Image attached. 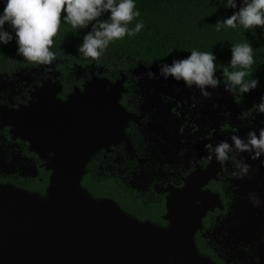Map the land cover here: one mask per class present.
<instances>
[{"label":"flooded vegetation","instance_id":"flooded-vegetation-1","mask_svg":"<svg viewBox=\"0 0 264 264\" xmlns=\"http://www.w3.org/2000/svg\"><path fill=\"white\" fill-rule=\"evenodd\" d=\"M149 70L158 74L157 67L146 65L105 74L104 67H69L56 59L0 75V183L45 195L52 173L48 159L2 121L6 110L29 104L47 82H59L57 98L66 100L95 74L121 81L120 103L129 117L125 135L89 159L82 179L86 190L160 226L168 224L171 199L205 193L211 207L195 233L199 252L212 264H264V206L254 207L249 199L255 194L264 202V156L243 152L221 164L208 160L205 149L222 140L231 143L234 134H258L264 114L241 103L239 94L227 93L222 81L206 98L183 82L150 79ZM241 161L250 165L243 179L231 174Z\"/></svg>","mask_w":264,"mask_h":264},{"label":"water","instance_id":"water-1","mask_svg":"<svg viewBox=\"0 0 264 264\" xmlns=\"http://www.w3.org/2000/svg\"><path fill=\"white\" fill-rule=\"evenodd\" d=\"M61 88L44 83L2 116L52 173L45 195L0 183V264H212L195 242L211 207L205 193L171 199L160 226L82 184L94 153L124 138L123 82L95 74L66 100L57 98Z\"/></svg>","mask_w":264,"mask_h":264},{"label":"clouds","instance_id":"clouds-1","mask_svg":"<svg viewBox=\"0 0 264 264\" xmlns=\"http://www.w3.org/2000/svg\"><path fill=\"white\" fill-rule=\"evenodd\" d=\"M0 4L4 5L0 11V45H7L15 39L17 55L36 64H49L56 58L50 48L62 14L63 21L73 29L91 25L78 52L92 60L98 59L111 42L125 36H135L144 27L142 21L137 22L134 28L129 27L140 16L135 0H0ZM225 7L235 11L223 21H217V31L237 26H242L245 31L264 29V0H239V7L238 0H227ZM105 14L107 20L101 19ZM230 51L232 70L228 66L223 68L222 75L227 79L224 90L230 95L250 93L260 83L256 78L245 80L246 76L251 75L247 70L254 63L253 47L250 43H238L232 45ZM216 60L214 52L192 50L186 58L173 59L171 64H157L158 74L149 70L147 75L150 79L171 78L183 82L185 87L195 88L207 98L211 95L209 89L215 90L221 85L216 75ZM254 107L259 114H264V96ZM230 140L231 143L222 140L215 145L206 144L207 159H215L223 164L236 160L243 152L251 153L254 159L264 156V128L258 134L249 131L245 138L234 134ZM249 171L250 165L241 161L231 174L243 179ZM249 199L254 207L264 206V202L255 194H249Z\"/></svg>","mask_w":264,"mask_h":264},{"label":"trees","instance_id":"trees-1","mask_svg":"<svg viewBox=\"0 0 264 264\" xmlns=\"http://www.w3.org/2000/svg\"><path fill=\"white\" fill-rule=\"evenodd\" d=\"M226 2L227 0H135L140 16L129 27L134 28L141 21L144 27L135 36H125L111 42L96 60L86 59L78 52V47L82 44L84 35L91 30V25L88 28L73 29L63 21L62 14L50 51L55 54L54 60H63V65L81 69L104 67L105 74L109 71H127L138 65L157 67L160 63L171 64L173 59L186 58L192 50L214 52L217 57L216 75L226 84L227 79L222 72L225 66L232 70L229 64L231 46L250 43L253 47L254 63L247 70L251 75L246 76L245 80L256 78L260 83L250 93L239 94L238 99L244 105L255 109L254 106L264 96V29L245 31L242 26H237L217 31V21H223L235 11L225 7ZM3 7L0 4V11ZM101 19L107 20V14ZM5 28L11 31L8 25ZM38 65L40 64L26 61L17 55L15 39L7 45H0V75ZM83 184L86 185V182L83 181ZM94 194L99 195L96 191Z\"/></svg>","mask_w":264,"mask_h":264}]
</instances>
